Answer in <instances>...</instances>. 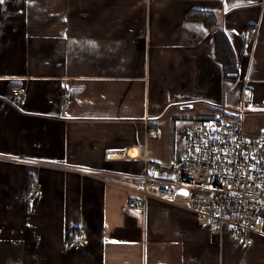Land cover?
Instances as JSON below:
<instances>
[{
    "label": "crops",
    "instance_id": "0c3cea01",
    "mask_svg": "<svg viewBox=\"0 0 264 264\" xmlns=\"http://www.w3.org/2000/svg\"><path fill=\"white\" fill-rule=\"evenodd\" d=\"M239 108L264 134V0H0V264H264V220L246 244L133 205L145 157L173 176L188 131Z\"/></svg>",
    "mask_w": 264,
    "mask_h": 264
},
{
    "label": "built area",
    "instance_id": "2783aa9c",
    "mask_svg": "<svg viewBox=\"0 0 264 264\" xmlns=\"http://www.w3.org/2000/svg\"><path fill=\"white\" fill-rule=\"evenodd\" d=\"M244 34L252 36L256 31L248 27ZM11 92L21 98L25 89L13 85ZM243 119L244 109L239 108L219 109L199 120L187 133L184 153L170 165L173 176L159 173L169 164L145 157L144 173L134 188L143 203L136 199L133 205L142 206L148 198L173 202L192 210L213 234L228 228L234 238L252 243V233L262 230L264 220L260 213L264 208V134L249 136ZM114 153L106 155L111 158ZM180 189L188 193H179ZM86 235L78 229L72 243L80 244Z\"/></svg>",
    "mask_w": 264,
    "mask_h": 264
},
{
    "label": "trees",
    "instance_id": "16d2710c",
    "mask_svg": "<svg viewBox=\"0 0 264 264\" xmlns=\"http://www.w3.org/2000/svg\"><path fill=\"white\" fill-rule=\"evenodd\" d=\"M204 17L207 21H215V17L211 14L212 19L209 17V14H204ZM213 25V24H212ZM216 52L215 57L223 64L225 74L237 73V60L236 52L232 45L230 38L227 33L218 29L216 31ZM31 178H29V184H31Z\"/></svg>",
    "mask_w": 264,
    "mask_h": 264
},
{
    "label": "water",
    "instance_id": "95a60500",
    "mask_svg": "<svg viewBox=\"0 0 264 264\" xmlns=\"http://www.w3.org/2000/svg\"><path fill=\"white\" fill-rule=\"evenodd\" d=\"M179 193H184V194H187L188 192H187V190H186V189H180V190H179Z\"/></svg>",
    "mask_w": 264,
    "mask_h": 264
}]
</instances>
